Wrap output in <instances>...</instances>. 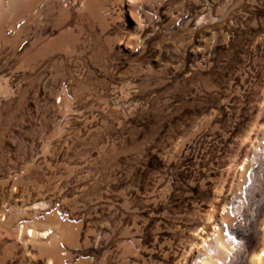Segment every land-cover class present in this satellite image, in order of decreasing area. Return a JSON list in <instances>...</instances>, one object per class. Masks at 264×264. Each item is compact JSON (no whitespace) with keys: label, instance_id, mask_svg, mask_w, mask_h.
Listing matches in <instances>:
<instances>
[{"label":"rangeland","instance_id":"rangeland-1","mask_svg":"<svg viewBox=\"0 0 264 264\" xmlns=\"http://www.w3.org/2000/svg\"><path fill=\"white\" fill-rule=\"evenodd\" d=\"M0 264H264V0H0Z\"/></svg>","mask_w":264,"mask_h":264},{"label":"bare ground","instance_id":"bare-ground-1","mask_svg":"<svg viewBox=\"0 0 264 264\" xmlns=\"http://www.w3.org/2000/svg\"><path fill=\"white\" fill-rule=\"evenodd\" d=\"M21 226H22V225H21ZM25 227H26V226H25ZM26 228H27V227H26ZM18 230H19V229H18ZM24 231H25V230H24ZM26 231H27V230H26ZM32 231H34V230H32ZM32 231H31V232H32ZM21 232H22V231H21ZM28 232H29V231H28ZM31 232H30V233H31ZM18 234H19V231H18ZM36 234H37V233H36ZM23 235H24V234H23ZM18 236H19V235H18ZM20 238H22V237H20Z\"/></svg>","mask_w":264,"mask_h":264}]
</instances>
